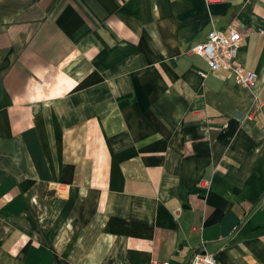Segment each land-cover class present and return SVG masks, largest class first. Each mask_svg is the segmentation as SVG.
<instances>
[{
  "label": "crops",
  "instance_id": "1",
  "mask_svg": "<svg viewBox=\"0 0 264 264\" xmlns=\"http://www.w3.org/2000/svg\"><path fill=\"white\" fill-rule=\"evenodd\" d=\"M228 27L252 89L188 53ZM199 248L264 264V0H0V264Z\"/></svg>",
  "mask_w": 264,
  "mask_h": 264
},
{
  "label": "built area",
  "instance_id": "2",
  "mask_svg": "<svg viewBox=\"0 0 264 264\" xmlns=\"http://www.w3.org/2000/svg\"><path fill=\"white\" fill-rule=\"evenodd\" d=\"M242 39V31L235 27L212 30L204 42L195 45L188 53L202 58L212 71L224 72L226 78L232 79L236 85L252 89L257 84V74L244 70L236 61ZM246 119L250 120L251 116L247 115ZM187 264L219 263L213 254L199 248L193 252Z\"/></svg>",
  "mask_w": 264,
  "mask_h": 264
},
{
  "label": "bare ground",
  "instance_id": "3",
  "mask_svg": "<svg viewBox=\"0 0 264 264\" xmlns=\"http://www.w3.org/2000/svg\"><path fill=\"white\" fill-rule=\"evenodd\" d=\"M227 29V28H226ZM243 41V40H242Z\"/></svg>",
  "mask_w": 264,
  "mask_h": 264
}]
</instances>
